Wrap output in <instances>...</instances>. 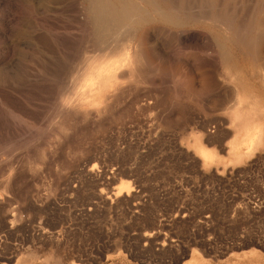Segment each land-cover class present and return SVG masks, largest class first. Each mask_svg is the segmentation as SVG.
<instances>
[{"label": "rangeland", "instance_id": "1", "mask_svg": "<svg viewBox=\"0 0 264 264\" xmlns=\"http://www.w3.org/2000/svg\"><path fill=\"white\" fill-rule=\"evenodd\" d=\"M186 1L211 23H126L103 51L85 0H0V264H264V143L227 155L237 108L264 121V36L225 29L250 38L264 0Z\"/></svg>", "mask_w": 264, "mask_h": 264}, {"label": "bare ground", "instance_id": "2", "mask_svg": "<svg viewBox=\"0 0 264 264\" xmlns=\"http://www.w3.org/2000/svg\"><path fill=\"white\" fill-rule=\"evenodd\" d=\"M86 1V17L89 25L90 26V31H91V37L93 38L94 42L96 44H98L99 46H101L102 48L104 47V50L107 48L109 50L113 49L112 46H114V44H116V39L114 38V36L119 33V35H122L124 33H120L121 31H127V28L130 26V23H136L138 21H145V22H149V21H154L156 24H167L169 26H173L176 28H183L186 26L189 27H193L195 28L199 23V18L202 17L205 21L212 20V15L213 13H210V11L205 10L203 11L204 13H201V16L198 13L195 15L191 12V9L189 10V8H196L195 6L192 7L189 5L190 1H186V3L183 0H178V1H174V0H85ZM195 1V0H194ZM198 1V0H197ZM202 1V0H201ZM204 1V0H203ZM202 1V2H203ZM196 2V1H195ZM206 2L207 5H211L212 2H210V0H206L204 1ZM203 2V3H204ZM140 3H143V6L140 5ZM199 3V2H198ZM189 5V6H188ZM204 5V4H203ZM202 5V7H204ZM206 5V6H207ZM200 6V5H199ZM205 6V7H206ZM218 7V6H217ZM84 8V6H83ZM248 8V7H247ZM200 9V8H199ZM202 9V8H201ZM83 10V9H82ZM85 10V9H84ZM195 9H192V11ZM204 10V9H203ZM211 10V9H210ZM200 11V10H199ZM202 12V11H201ZM224 12V11H223ZM226 12V11H225ZM223 14V18L222 22H225L224 24H228L226 23V18H228V14L227 12ZM81 13V12H80ZM195 13V12H194ZM215 13V12H214ZM235 13V12H234ZM237 13V12H236ZM85 15V13H82V15ZM254 14V13H253ZM235 15V14H234ZM221 16V15H220ZM241 16V15H240ZM244 16V15H242ZM82 17V16H81ZM218 18V17H217ZM78 19V18H77ZM203 19H201L203 21ZM216 19V18H215ZM235 19V18H233ZM84 20V21H85ZM219 20V19H218ZM224 20V21H223ZM254 20V19H253ZM200 21V22H202ZM204 21V22H205ZM220 21V20H219ZM80 22V21H79ZM228 22V21H227ZM241 22V21H239ZM238 22V23H239ZM84 22V27H86L85 25H87V23ZM128 24L127 28L126 26H124V29L121 30V27L125 24ZM143 23V22H142ZM211 23V22H210ZM251 23V22H250ZM262 23V22H261ZM261 23H256L255 21L251 24H249V26L245 29L246 31H251L254 32V35L250 34L247 36L250 38H246L243 36V30L241 29V27L239 26H231L230 25H226L225 29L231 31L232 33V39L230 38V36H225V34L223 35L220 34L219 36L221 37L222 41H228V39L235 41L236 43H244V44H249V46H254L255 44L258 45V40L259 38L264 36V25ZM205 24H208V22ZM243 24V23H242ZM161 25V24H160ZM133 27V25H131ZM130 26V27H131ZM150 26V25H149ZM163 26V25H162ZM199 26V25H198ZM203 26V25H202ZM206 26V25H205ZM210 26V25H209ZM129 27L130 30H132ZM200 27V26H199ZM204 27V26H203ZM126 28V29H125ZM134 28V27H133ZM146 28V26H145ZM148 28V27H147ZM209 29V27H207ZM206 28V29H207ZM128 29V30H129ZM137 29V28H134ZM133 29V30H134ZM149 29V28H148ZM205 29V28H203ZM224 29V28H223ZM80 30V29H79ZM129 30V32H130ZM146 30V29H145ZM144 30V31H145ZM81 31V30H80ZM86 31V30H85ZM89 31V30H88ZM147 31V30H146ZM223 31V30H222ZM226 31V30H224ZM136 32V31H135ZM131 33H133L131 31ZM131 33H130V38H131ZM142 33V31H141ZM225 33V32H224ZM118 35V34H117ZM139 35V34H138ZM133 36V35H132ZM137 36V35H136ZM141 36V35H140ZM119 37V36H117ZM128 37V41L129 40ZM216 37V36H215ZM229 37V38H228ZM89 38V40H90ZM127 38V37H125ZM139 38V37H138ZM146 38L145 33L142 34L141 39L139 38L137 41L141 42L144 41V39ZM119 40V38H118ZM125 40V39H124ZM219 40V41H221ZM92 41V42H93ZM123 41V40H122ZM136 41V40H135ZM218 41V43H219ZM121 41L117 42V44H119ZM134 42V41H133ZM229 42V41H228ZM257 42V43H256ZM90 43V42H89ZM123 43V42H121ZM128 42L126 41L127 44ZM130 43V42H129ZM221 43V42H220ZM224 43V42H223ZM241 43V44H242ZM95 44V45H96ZM225 44V43H224ZM91 45V44H90ZM94 45V44H93ZM97 45V47H98ZM131 45V44H130ZM128 46L129 47V52L128 54L130 56H134L135 60L136 59H140L142 58V50L140 49L141 46H138L137 43L135 44V46ZM219 45V44H218ZM221 45V44H220ZM122 46V45H121ZM127 46V45H126ZM137 46V47H136ZM222 46V45H221ZM225 46V45H224ZM70 47V46H69ZM112 47V49H111ZM135 47V48H134ZM258 47V46H257ZM81 48V47H80ZM122 48V47H121ZM125 48V46H124ZM224 48V47H223ZM227 48V47H226ZM247 48V47H246ZM245 48V49H246ZM97 49V48H96ZM127 49V48H126ZM253 49H257L254 48ZM92 50V49H91ZM101 50V48H100ZM258 50V49H257ZM102 51V50H101ZM100 51V53H101ZM102 51V52H103ZM107 51V50H106ZM111 52V51H110ZM259 52V51H258ZM71 53V52H70ZM104 53V52H103ZM255 53V52H254ZM258 54V53H257ZM82 55V54H81ZM259 55V54H258ZM77 56V55H76ZM74 57V56H73ZM133 57V59H134ZM85 59V58H84ZM73 60V59H72ZM141 60V59H140ZM76 61V60H75ZM146 61V60H145ZM133 63V62H132ZM134 66V65H133ZM129 66H127V69ZM132 67V65H131ZM133 68V67H132ZM131 68V69H132ZM134 69V68H133ZM132 69V71H133ZM126 71V70H125ZM130 71V70H129ZM95 71H92L91 73H94ZM131 72V71H130ZM151 72V71H150ZM168 72V71H167ZM132 74V73H131ZM164 74V73H163ZM166 74V73H165ZM109 75V74H107ZM114 75V74H113ZM120 76V75H119ZM111 76L106 77V80H109ZM103 81V80H102ZM212 81V79H211ZM101 82V81H100ZM99 82V83H100ZM102 83V82H101ZM101 85V84H100ZM99 85V86H100ZM103 86V84L101 85ZM180 87V86H179ZM235 88V92L237 93V103H241L242 101H244L243 96H241L240 93V88L239 86H233ZM103 88V87H102ZM183 89V88H182ZM101 90V89H100ZM106 90V89H105ZM123 90V89H122ZM104 91V90H103ZM102 92V91H100ZM72 94V93H71ZM77 94V93H76ZM108 94V93H107ZM106 94V95H107ZM70 95V94H69ZM77 96V95H76ZM75 96V97H76ZM107 97V96H106ZM80 98V97H79ZM78 98V99H79ZM106 99V98H105ZM108 99V98H107ZM73 100V99H72ZM77 100V99H75ZM106 101V100H105ZM103 102V101H102ZM246 102V101H245ZM251 102V101H250ZM248 103L249 106H251V103ZM62 104V103H61ZM109 104V103H108ZM87 105V104H85ZM59 106V105H58ZM65 106V105H64ZM63 106V107H64ZM68 105H66L65 107H67ZM73 106V105H72ZM82 106V105H81ZM84 106V105H83ZM70 107V106H68ZM237 107V105H236ZM72 108V107H71ZM82 108V107H80ZM14 109V108H13ZM84 109V108H82ZM86 109V108H85ZM84 109V111H85ZM97 109V108H93ZM93 111L92 108L87 109V111ZM235 110V109H234ZM81 111V110H80ZM79 112V111H77ZM82 112V111H81ZM94 112V111H93ZM80 113V112H79ZM95 114H97V111L95 112ZM246 114V113H245ZM245 114L243 115V112L237 108L234 113H233V123H235V131L234 134L232 135L233 137L230 139V141H228V145H227V156L228 158H231V162L235 163L237 165V163H241L243 159L247 158L248 156L251 155L252 150L254 148H256L259 145L263 144V133H262V129L264 127V121L260 118V120H258L257 122H252V123H246L247 117H245ZM248 114V113H247ZM87 115V114H86ZM197 134V133H194ZM192 137V138H191ZM191 148H193L192 150H194L195 154L200 158V160L202 161V165H206L209 166L212 163H220L221 160L223 158L219 157L217 155V153L213 150L210 149L209 147L203 145L202 141H201V136L200 135H193L191 134ZM190 147V146H189ZM226 157V158H227ZM226 160V159H225ZM224 161V160H223ZM228 161V160H227ZM232 163V164H233ZM228 164V163H227ZM234 164V165H235ZM130 189V185L128 181H121L118 185V187L116 188V195L120 194L121 192H129L128 190ZM124 190V191H123Z\"/></svg>", "mask_w": 264, "mask_h": 264}, {"label": "built area", "instance_id": "3", "mask_svg": "<svg viewBox=\"0 0 264 264\" xmlns=\"http://www.w3.org/2000/svg\"><path fill=\"white\" fill-rule=\"evenodd\" d=\"M241 173H242V169L241 168H236V169L231 170L229 172V174L226 177V179L227 180H231L232 182L238 181L242 177ZM259 185L264 189V181L263 182H259ZM250 190H251L250 192H253L254 193V191L252 189H250ZM261 212H262V215L264 217V210L262 209Z\"/></svg>", "mask_w": 264, "mask_h": 264}, {"label": "crops", "instance_id": "4", "mask_svg": "<svg viewBox=\"0 0 264 264\" xmlns=\"http://www.w3.org/2000/svg\"><path fill=\"white\" fill-rule=\"evenodd\" d=\"M264 138V137H263ZM263 143H264V140H263Z\"/></svg>", "mask_w": 264, "mask_h": 264}]
</instances>
